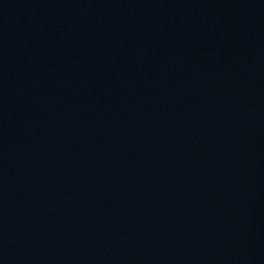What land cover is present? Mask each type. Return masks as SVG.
Instances as JSON below:
<instances>
[{
  "label": "water",
  "instance_id": "water-1",
  "mask_svg": "<svg viewBox=\"0 0 264 264\" xmlns=\"http://www.w3.org/2000/svg\"><path fill=\"white\" fill-rule=\"evenodd\" d=\"M0 264H264V0H0Z\"/></svg>",
  "mask_w": 264,
  "mask_h": 264
}]
</instances>
